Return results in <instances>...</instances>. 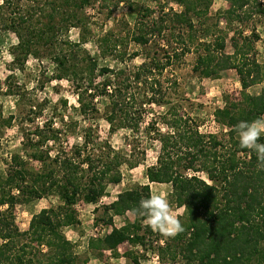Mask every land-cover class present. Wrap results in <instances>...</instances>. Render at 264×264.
<instances>
[{
  "label": "trees",
  "instance_id": "16d2710c",
  "mask_svg": "<svg viewBox=\"0 0 264 264\" xmlns=\"http://www.w3.org/2000/svg\"><path fill=\"white\" fill-rule=\"evenodd\" d=\"M97 1L15 4L0 0V24L17 36L11 50L16 65L23 68L30 56H49L56 67L54 78L74 84L79 114L95 117L102 99L112 132L127 129L137 133L146 106H168L159 120L152 118L146 127L160 143L157 162L146 168L148 182L123 190L103 206L108 216L103 221L111 229L89 239L85 257L63 230L80 223L74 204L79 197L98 203L107 195L109 185L121 182L122 166L133 168L139 161L103 140L92 127L79 135L77 120L62 117L57 126L50 118L42 125L26 128L20 150L10 154L7 170L0 172V264H88L91 257L99 259L106 252L119 257V248L125 243L142 247L144 253L153 250L172 263L264 264V170H258L253 150L240 147L233 130L239 121L264 115V87L258 95L248 92L263 80L264 66L252 58L255 40L245 34L248 20L264 17V2L226 0L229 7L216 16L210 15L215 0H176L179 9L162 8L155 17V11L143 7V14L135 21L133 40L150 49L139 65L116 69L99 63V55L118 52L119 45L110 44L107 34L96 39L99 55L86 48L95 37L88 8ZM12 5H16L15 10L7 18L5 11ZM129 7L135 12L133 4ZM150 15L151 20H145ZM220 18L227 30L219 28ZM213 19H217L215 25L210 22ZM72 28L80 30L76 41L68 36ZM228 37L232 53L226 51ZM191 52L197 54L193 71L198 76L219 78L228 69H235L239 75L242 103L233 106L226 100L214 111L216 121L228 127L225 138L203 133L197 118L161 87L158 76L182 63ZM167 79L168 89H178L177 78ZM1 115L2 111L0 126H11L14 116ZM71 136L79 139L72 143ZM151 183L171 184L172 201L185 208L179 216L184 231L164 241L163 235L145 226V218L136 211L139 201L152 192ZM51 195L61 202L41 209L33 215L29 228L21 230L16 206ZM127 213L134 219L117 226L114 217ZM124 255L132 264H141L145 257L133 249Z\"/></svg>",
  "mask_w": 264,
  "mask_h": 264
},
{
  "label": "rangeland",
  "instance_id": "374dc122",
  "mask_svg": "<svg viewBox=\"0 0 264 264\" xmlns=\"http://www.w3.org/2000/svg\"><path fill=\"white\" fill-rule=\"evenodd\" d=\"M16 4L28 2L31 4L34 0H13ZM36 1V0H35ZM41 1V0H38ZM44 1V0H43ZM98 0L93 7L88 8L91 15V26L95 37L90 39L86 48L92 53L99 55L97 37L108 35L110 44L119 45L118 52H105V55H99L100 65H109L113 68L132 69L144 61L146 49L150 47L141 46L133 40L135 35V21L143 11L140 9L151 8L155 13L153 17L159 16L162 8L179 9L176 0ZM264 2V0H259ZM133 4L134 11L130 9ZM16 5H12L5 11V16L10 18ZM229 7L226 0H215L210 7V15L216 16L218 12ZM145 11V10H144ZM145 20L150 21L151 15ZM219 28L227 30L224 19H219ZM214 25L217 19L210 21ZM245 34L252 36L255 40L254 49L251 50L252 58H256L264 66V17L257 15L252 17L245 24ZM253 34V35H251ZM254 34L259 35L256 39ZM232 35V32L229 36ZM71 40H78L80 30L72 28L68 32ZM227 38L226 51L233 52L231 41ZM17 36L12 30H5L0 24V111L4 118L10 115L14 116L11 126H0V172H5L8 168L7 160L10 154L20 150L22 146L23 134L26 128H34L42 125L46 120L53 118L57 126H60L62 117L65 120L79 122L77 133L87 127L96 129L103 140H109L116 149H122L131 156L132 159L138 160L139 165L136 167L122 166V180L118 184H111L108 187L107 195L96 203L91 204L79 197L74 208L77 212L80 223L75 226L64 227L66 236L75 243V250L83 256H88V241L92 236H97L109 231L111 228L106 226L103 219L108 216L104 213L103 206L115 200L120 192L133 187L136 184L148 182L146 178V168L157 162V156L160 151V143L155 139V133H148V122L156 117L160 119L168 106L150 105L146 106L144 121L137 133H132L127 129H120L116 132L110 131V124L104 116V101L99 103V111L95 117H83L77 111L79 106L78 96L75 92L74 84L68 79H55V63L49 56L36 58L30 56L23 68H20L13 61L11 50L17 43ZM149 46L153 44H148ZM159 46V45H158ZM154 48L157 45L153 46ZM139 55L134 56V53ZM132 54V55H131ZM197 54L189 53L182 63H177L171 69L168 68L163 75H159L161 87L167 89L170 98L179 101L183 110L192 116H195L200 124V130L203 133H215L220 138H225L228 127L219 124L214 116V111L218 107H223L226 100L231 105L239 106L241 102L242 86L239 75L235 69L223 71L219 78H204L198 76L193 71V65ZM173 76L178 79V89H168V77ZM101 78V77H100ZM99 78V79H100ZM264 87L263 80L248 89L249 94L258 95ZM11 89V92L8 90ZM64 102H67L66 104ZM42 111L40 112V109ZM264 116V115H263ZM162 127V124H159ZM162 130H165L163 128ZM77 137H70V141L75 142ZM132 146H136V150ZM205 177V175H202ZM152 192H165L169 194V201L174 213L179 217L184 213V207H178L171 199L170 192L172 189L169 183H151ZM61 201L56 195H51L30 202L22 203L16 206V222L21 230H27L30 226L34 214L39 213L41 209L58 205ZM127 219H134L132 213L121 216H115L114 221L117 226H121ZM169 237L163 236L161 241ZM145 254L142 257L141 264H179V262H170L159 257L158 253L149 250L144 253L142 247H131L130 244H122L119 248L121 255L112 257L109 252L101 258L91 257L88 264H132L124 255L130 251Z\"/></svg>",
  "mask_w": 264,
  "mask_h": 264
},
{
  "label": "clouds",
  "instance_id": "9594fccd",
  "mask_svg": "<svg viewBox=\"0 0 264 264\" xmlns=\"http://www.w3.org/2000/svg\"><path fill=\"white\" fill-rule=\"evenodd\" d=\"M241 148L253 150L257 156L258 170H264V116L252 121H239L234 129ZM211 186V185H209ZM137 214L145 218V226L165 237H175L184 231L183 224L174 213L165 192H151L147 198L139 201Z\"/></svg>",
  "mask_w": 264,
  "mask_h": 264
},
{
  "label": "crops",
  "instance_id": "0c3cea01",
  "mask_svg": "<svg viewBox=\"0 0 264 264\" xmlns=\"http://www.w3.org/2000/svg\"><path fill=\"white\" fill-rule=\"evenodd\" d=\"M92 204V203H91Z\"/></svg>",
  "mask_w": 264,
  "mask_h": 264
}]
</instances>
